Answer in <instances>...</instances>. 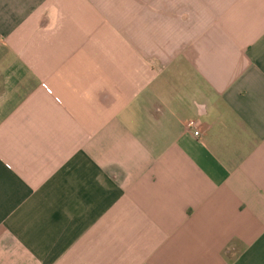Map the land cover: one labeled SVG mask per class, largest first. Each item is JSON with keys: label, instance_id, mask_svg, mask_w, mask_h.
<instances>
[{"label": "crops", "instance_id": "crops-1", "mask_svg": "<svg viewBox=\"0 0 264 264\" xmlns=\"http://www.w3.org/2000/svg\"><path fill=\"white\" fill-rule=\"evenodd\" d=\"M0 264H264V0H0Z\"/></svg>", "mask_w": 264, "mask_h": 264}, {"label": "built area", "instance_id": "built-area-1", "mask_svg": "<svg viewBox=\"0 0 264 264\" xmlns=\"http://www.w3.org/2000/svg\"><path fill=\"white\" fill-rule=\"evenodd\" d=\"M189 126L192 127V128H197V127H198V122L192 123V124H190ZM194 135H195V136H198L199 133H198V132H195Z\"/></svg>", "mask_w": 264, "mask_h": 264}]
</instances>
